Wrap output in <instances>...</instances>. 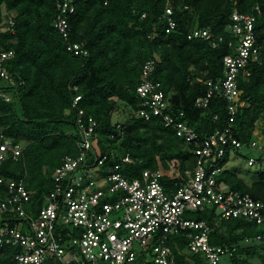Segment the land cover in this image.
<instances>
[{"label": "trees", "instance_id": "trees-1", "mask_svg": "<svg viewBox=\"0 0 264 264\" xmlns=\"http://www.w3.org/2000/svg\"><path fill=\"white\" fill-rule=\"evenodd\" d=\"M57 3L0 0V54L14 51L5 67L16 80L14 86L0 83V92L11 97L7 102L0 96V126L23 146L21 158L6 162L0 176L22 179L32 192L34 205L41 206L51 192L52 174L62 159L79 154L80 110L84 119L96 121L98 143L103 154L110 156V165L130 155L135 163L126 165L124 171L132 179L145 169L160 168L162 184L168 189L184 182L197 158L161 118L146 121L132 113L125 123L113 122L120 103L128 104L134 112L139 109L137 88L142 83V67L149 60L156 63L152 79L162 84L173 106L171 112L183 113V120L202 137L231 126L238 140L249 143L258 122L264 123V0H78L69 16L68 40L54 26ZM257 6L260 13L255 10ZM168 8L177 22L176 30L170 33ZM235 10L256 16L255 34L262 51L260 62L250 67L251 76L239 81V109L231 124L224 98L216 95L208 108L197 107L196 100L207 94V80L223 76L224 57L234 54L230 43L237 44V38L228 27ZM9 15H14V33L2 29ZM208 27L222 38L216 47L208 41L188 40L191 31ZM69 44L83 45L88 54L75 55L68 50ZM78 96L81 100L74 107ZM235 154L249 159V154ZM230 157L228 151L221 166L226 167ZM259 163L264 160L259 159ZM220 180L264 202V172L248 184L226 167ZM191 217L208 221L212 245L235 249L227 264H254L256 258L264 264V242L244 243L246 237L254 238L262 228H253L244 220H218L213 209ZM173 240H178L182 249L186 247L185 239ZM173 249L179 264H191L193 260L202 264L200 256L181 255L177 247ZM11 255V250H1L0 263L10 264Z\"/></svg>", "mask_w": 264, "mask_h": 264}, {"label": "built area", "instance_id": "built-area-1", "mask_svg": "<svg viewBox=\"0 0 264 264\" xmlns=\"http://www.w3.org/2000/svg\"><path fill=\"white\" fill-rule=\"evenodd\" d=\"M77 2L57 3L54 26L66 40L71 33L69 16L75 12ZM255 10L260 13L258 6ZM166 15L170 33L176 30L177 22L172 18L171 8ZM13 18L14 15H9L4 20V32L14 33ZM231 21L228 31L237 38V44L230 43L234 54L224 57L221 78L205 82L208 92L196 100V106L208 108L213 97L219 95L228 104L233 124L241 95L239 81L251 76L250 67L260 62L262 46L256 38L254 14L235 10ZM187 37L190 41H208L213 47L222 41L209 27L195 29ZM68 50L78 56L88 54L80 44H69ZM14 55V51L0 54V83L16 85L5 67V62ZM155 70L154 60L142 67V83L137 88L141 105L134 114L146 121L161 118L166 127H171L196 156L194 169L187 171L186 179L175 189L162 184L160 168L145 169L132 179L124 168L133 165L134 159L126 155L110 165V156L97 150L96 121L84 119V111L80 110L79 154L62 159L52 174V190L41 206L32 203V192L22 179L0 176V250H11L10 264H179L174 246L181 255L200 256L202 264H227L225 260L235 249L212 245L208 221L191 217L209 209H213L218 220H244L253 228L263 229L254 238L246 237L244 243L264 242V202L220 180L227 167L220 162L228 151L257 152L258 156L249 155V166L264 160V135L244 143L229 126L202 137L183 120V113L171 112L173 106L162 84L152 79ZM0 96L11 101L4 91ZM80 100V96L75 98L74 107ZM22 153V144L8 137L0 126V169L9 160L18 161ZM177 237L187 241L185 248L173 240Z\"/></svg>", "mask_w": 264, "mask_h": 264}, {"label": "rangeland", "instance_id": "rangeland-1", "mask_svg": "<svg viewBox=\"0 0 264 264\" xmlns=\"http://www.w3.org/2000/svg\"><path fill=\"white\" fill-rule=\"evenodd\" d=\"M6 14V10L3 11ZM3 31L6 30L3 25ZM134 114L132 107L126 103H120L118 110L113 114V122L114 123H125L128 120L130 114ZM259 125H264L263 121L258 122ZM71 132H76L73 127H69ZM264 135V133H261ZM109 145V143H105V146ZM97 150L99 153L102 152V146L97 145ZM242 153L248 156V152L243 150ZM251 156H258L257 152H252L249 154ZM227 169L232 173H237L240 178H242L248 184L252 183L253 181L259 178V175L264 172V163H259L255 166L248 165V159L246 157L237 156L236 154H231L230 160L227 165ZM1 252V250H0ZM227 263V260H225ZM254 264H261L260 259L256 258L253 260Z\"/></svg>", "mask_w": 264, "mask_h": 264}, {"label": "crops", "instance_id": "crops-1", "mask_svg": "<svg viewBox=\"0 0 264 264\" xmlns=\"http://www.w3.org/2000/svg\"><path fill=\"white\" fill-rule=\"evenodd\" d=\"M261 133H264V125H257L256 130H255V137H260L262 136Z\"/></svg>", "mask_w": 264, "mask_h": 264}, {"label": "clouds", "instance_id": "clouds-1", "mask_svg": "<svg viewBox=\"0 0 264 264\" xmlns=\"http://www.w3.org/2000/svg\"><path fill=\"white\" fill-rule=\"evenodd\" d=\"M255 136V135H254Z\"/></svg>", "mask_w": 264, "mask_h": 264}]
</instances>
